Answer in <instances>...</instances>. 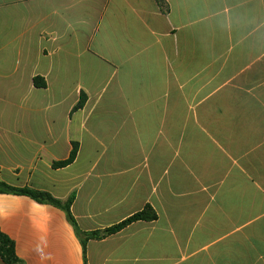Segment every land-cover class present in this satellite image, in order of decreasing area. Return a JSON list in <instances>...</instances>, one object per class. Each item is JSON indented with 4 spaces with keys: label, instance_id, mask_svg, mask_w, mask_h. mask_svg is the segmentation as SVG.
I'll return each instance as SVG.
<instances>
[{
    "label": "crops",
    "instance_id": "0c3cea01",
    "mask_svg": "<svg viewBox=\"0 0 264 264\" xmlns=\"http://www.w3.org/2000/svg\"><path fill=\"white\" fill-rule=\"evenodd\" d=\"M0 180L157 214L0 193L18 264H264V0H0Z\"/></svg>",
    "mask_w": 264,
    "mask_h": 264
},
{
    "label": "trees",
    "instance_id": "16d2710c",
    "mask_svg": "<svg viewBox=\"0 0 264 264\" xmlns=\"http://www.w3.org/2000/svg\"><path fill=\"white\" fill-rule=\"evenodd\" d=\"M33 83H34V86L37 88L46 87L45 80L40 76L34 77ZM87 99H88L87 94L85 92H81L80 99L78 103L75 105V107L73 108V111L75 112V111L82 109L85 106ZM78 152H79V143L73 142L72 150L70 152L68 159L64 161L54 162L52 164L53 168L55 169L64 168L72 164L76 160ZM0 193L28 196L40 203L51 204L55 207H58L64 210L69 222L72 224V226L74 227V230L76 231L77 235L82 241L84 252H86L87 242L91 239H102L106 237L107 235L114 234L122 230L128 224L135 222V221H141V220L153 221L157 219V214L155 210L151 206L148 205L142 211L134 214L133 216L129 217L123 222L111 228H108L104 231L83 232L80 230L79 226L77 225L76 220L71 211V207L75 199L74 194L70 195L67 198V200L64 201V200L53 197L48 192L34 190L30 187L12 186L2 180H0ZM0 257H2L3 260L9 264H18V258L16 256L14 243L7 236H5L1 231H0ZM85 264H87L86 260H85Z\"/></svg>",
    "mask_w": 264,
    "mask_h": 264
}]
</instances>
